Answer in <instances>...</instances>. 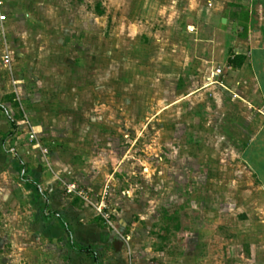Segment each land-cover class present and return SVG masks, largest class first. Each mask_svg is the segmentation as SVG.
Here are the masks:
<instances>
[{
    "label": "rangeland",
    "instance_id": "obj_1",
    "mask_svg": "<svg viewBox=\"0 0 264 264\" xmlns=\"http://www.w3.org/2000/svg\"><path fill=\"white\" fill-rule=\"evenodd\" d=\"M210 2L18 0L16 14L0 7V264L53 260L56 246L39 236L36 222L52 216L55 193L67 202L82 198L89 220L104 217L111 229L122 208V217L133 218L122 235L135 225L148 234L137 251L143 259L151 257L152 231L171 230L175 254L186 248L208 264L227 263V249L243 242L248 252L263 247L250 237L261 232L263 210L252 205L251 177L211 173L217 160L198 155L231 148L212 142L220 129L199 125L214 113L198 111L197 100L175 104L183 82L167 71L172 57L185 65L179 47L198 39L199 13ZM239 164L232 162L234 172ZM188 199L187 215L202 220L184 236L172 232L170 219L182 216ZM241 256L233 264L254 262Z\"/></svg>",
    "mask_w": 264,
    "mask_h": 264
},
{
    "label": "crops",
    "instance_id": "obj_2",
    "mask_svg": "<svg viewBox=\"0 0 264 264\" xmlns=\"http://www.w3.org/2000/svg\"><path fill=\"white\" fill-rule=\"evenodd\" d=\"M4 1L7 5L4 3L3 6L0 2V7L6 10L8 8L14 14L20 10V5L16 6L18 0ZM209 1H212L209 7L199 13L198 39H190L179 47L183 48L184 54H188L185 65L184 62H178V59L172 57V61L168 60L167 71L177 73V80L183 82L179 90L175 87L177 97L175 104H186L188 101L197 100L198 111L214 113L213 121H199V125L220 129L221 135L216 133L214 139L210 137V141L213 139L215 145L224 143L231 148V151L226 152L217 149L211 155L200 152L202 154L198 156L201 158L204 156V159L210 156L217 160L219 167L211 170L215 176L223 173L224 175L229 173V176L239 179L244 173L250 176L248 183L251 189L248 192L252 195V205H255V210L263 209L261 221L256 222L262 224V228H258L261 232L257 231L250 235L251 238H256V241L261 240L263 247H257L252 253L248 252L249 241L243 242L242 247L231 246L227 251L232 257H228L226 262L233 264L232 260L242 258L241 255L243 257L246 255V258L247 255L249 257L252 255L254 262L251 264H264V0ZM223 19L227 20L226 24L222 23ZM201 33L205 35L200 39ZM186 48L196 50L188 52ZM217 69L222 70L220 75L215 74ZM223 160L228 161L226 168L220 167L219 161L221 163ZM233 161H240L239 165L242 167L237 166L242 168L241 171L234 172ZM28 174L29 177L33 176L35 182L41 181V174L38 175V180L29 168ZM215 188L220 190L217 184ZM59 196L55 193L49 199L51 210L53 209L52 216L41 215L36 222L40 227L39 236L56 246L53 260L46 264L191 263L192 255L187 253L186 248H182L179 254L173 251L174 248L169 244L170 238H168L171 230L164 235L151 232L154 240L145 248V252L151 257L148 260L143 259L139 257L141 252L137 251L141 245H144L142 239L148 237V234L146 236L143 233L139 234V229L135 225L130 235H122L133 222L132 217L129 220L127 219L129 216L122 217V208L119 212L115 210L116 213L118 212L117 216L113 215L117 228L111 229L109 220L104 217L97 216L89 220L82 198L80 200L79 197H74L72 201L67 202L61 200ZM232 202L230 205L232 209L237 208V203ZM191 204L188 199V202L179 206L182 216L178 215V218L170 219L175 222L170 225L173 233L178 231L185 236L197 227L195 219L198 215L194 214L195 218L192 220L187 215L186 210L193 209ZM198 219L202 220L200 217ZM151 224L152 230L156 222ZM198 227L203 226L200 223ZM126 240L129 241L128 250ZM43 254L46 258H48L47 254L51 255L47 252ZM197 254L195 259L192 257L195 264H208L205 254ZM222 255H224L223 251L218 254V256ZM220 259L218 264H227L223 262V257Z\"/></svg>",
    "mask_w": 264,
    "mask_h": 264
},
{
    "label": "built area",
    "instance_id": "obj_3",
    "mask_svg": "<svg viewBox=\"0 0 264 264\" xmlns=\"http://www.w3.org/2000/svg\"><path fill=\"white\" fill-rule=\"evenodd\" d=\"M0 5H1V3H0ZM5 21H6V17L0 14V22L2 23V22H5ZM8 62H9V61H8V59L6 58V59H5V63L8 64ZM221 73H222V70H221V69H217V70L215 71V74H216V75H220ZM68 193H69V194L76 193L75 188H74V187H69ZM79 195H80V194H79ZM81 196H82V195H81Z\"/></svg>",
    "mask_w": 264,
    "mask_h": 264
},
{
    "label": "water",
    "instance_id": "obj_4",
    "mask_svg": "<svg viewBox=\"0 0 264 264\" xmlns=\"http://www.w3.org/2000/svg\"><path fill=\"white\" fill-rule=\"evenodd\" d=\"M222 23H223V24H226V23H227V20H226V19H223V20H222Z\"/></svg>",
    "mask_w": 264,
    "mask_h": 264
},
{
    "label": "trees",
    "instance_id": "obj_5",
    "mask_svg": "<svg viewBox=\"0 0 264 264\" xmlns=\"http://www.w3.org/2000/svg\"><path fill=\"white\" fill-rule=\"evenodd\" d=\"M2 108L0 107V110H1ZM12 126H15V124L13 123V125Z\"/></svg>",
    "mask_w": 264,
    "mask_h": 264
}]
</instances>
